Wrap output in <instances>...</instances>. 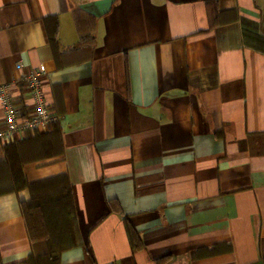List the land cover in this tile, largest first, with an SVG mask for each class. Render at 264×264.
<instances>
[{
    "label": "crops",
    "instance_id": "crops-1",
    "mask_svg": "<svg viewBox=\"0 0 264 264\" xmlns=\"http://www.w3.org/2000/svg\"><path fill=\"white\" fill-rule=\"evenodd\" d=\"M31 68L59 119L20 171L69 179L78 242L59 264H262L264 0H0V86L23 107ZM29 197L0 193V264L41 247Z\"/></svg>",
    "mask_w": 264,
    "mask_h": 264
},
{
    "label": "trees",
    "instance_id": "trees-1",
    "mask_svg": "<svg viewBox=\"0 0 264 264\" xmlns=\"http://www.w3.org/2000/svg\"><path fill=\"white\" fill-rule=\"evenodd\" d=\"M49 40L52 50H57V40L54 31L49 34ZM28 132V133H27ZM21 139L5 145L6 156L1 165L8 166L9 187H0V193L22 186H27L30 191V197L22 201L21 208L24 215L26 229L30 238L35 241L28 215L34 212H42L46 225V234L44 236V249H40L30 254L27 260L19 264H59L60 252L78 242V232L76 228L75 206L73 201L72 187L67 175L59 174L53 177L28 183L20 171L19 148L25 144L32 145L34 142L42 141L48 148H53L52 142H46L42 132L27 131ZM27 133V134H26ZM46 133V132H45ZM34 135V136H33ZM55 141L58 140V129L54 125L50 134ZM24 144V145H25ZM51 152V151H49ZM47 151V153H49ZM127 230L131 232L130 222L127 217L123 218ZM261 261L264 264V238L260 239Z\"/></svg>",
    "mask_w": 264,
    "mask_h": 264
},
{
    "label": "built area",
    "instance_id": "built-area-1",
    "mask_svg": "<svg viewBox=\"0 0 264 264\" xmlns=\"http://www.w3.org/2000/svg\"><path fill=\"white\" fill-rule=\"evenodd\" d=\"M16 67L21 68V64ZM46 72L42 69H29L20 80L31 95V103L17 105L5 86H0V141L13 142L25 132H45L58 121L59 115L52 108L42 89V81Z\"/></svg>",
    "mask_w": 264,
    "mask_h": 264
},
{
    "label": "rangeland",
    "instance_id": "rangeland-1",
    "mask_svg": "<svg viewBox=\"0 0 264 264\" xmlns=\"http://www.w3.org/2000/svg\"><path fill=\"white\" fill-rule=\"evenodd\" d=\"M4 184H8V181H4ZM1 184V182H0ZM28 221L30 222L31 229L33 232V236L35 241L41 243L42 249H44V236L46 234V225L42 216V212H34L28 215Z\"/></svg>",
    "mask_w": 264,
    "mask_h": 264
}]
</instances>
